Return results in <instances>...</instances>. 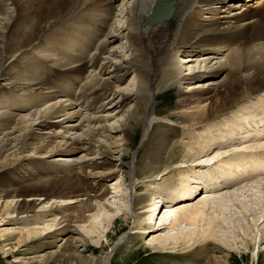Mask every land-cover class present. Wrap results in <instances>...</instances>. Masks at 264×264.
Returning a JSON list of instances; mask_svg holds the SVG:
<instances>
[{
    "label": "bare ground",
    "instance_id": "6f19581e",
    "mask_svg": "<svg viewBox=\"0 0 264 264\" xmlns=\"http://www.w3.org/2000/svg\"><path fill=\"white\" fill-rule=\"evenodd\" d=\"M250 1L259 0H0V79L8 77L12 85L0 84L2 254L28 251L38 241L40 248L47 247L64 236L56 253H35L23 260L17 256L14 262L31 264L39 258L56 264L111 263L125 234L93 262L76 254L80 236L68 235L85 231L102 237L103 220L114 224L119 218L122 207L106 206L99 200L102 195H91L95 187L90 191L80 184L91 178L98 183L118 172L113 168L116 162L124 164L144 106L140 145H152L150 168L139 170L133 154L125 172L130 184L159 176L160 162L182 135L189 141L182 144L192 160L179 163L186 170L179 172L177 184L161 191L165 183L151 179L148 185H156V192L131 200L130 216L137 222L133 230L146 231L152 250L170 254L199 249L203 255L214 246L223 256H213L208 264H229L239 237L250 235L251 244L244 238L242 243L258 260L264 192L253 190L263 185L264 191V153L244 145L249 151L242 156H222V148L239 145L231 143L236 137L246 140L250 132H264V0L257 8ZM44 52H57V59H43ZM173 83L184 85L177 123L155 112V95ZM255 102L262 116L254 111L247 117L245 110ZM160 123L171 130L151 137ZM35 128L44 130L36 136ZM94 145L99 151L92 150ZM94 160L110 165L106 175L86 171L100 166ZM66 171L74 174L70 183L62 182ZM37 174L51 180L40 181ZM123 178L114 185V199H122ZM57 188L64 192L55 193ZM41 190L45 194L39 196ZM136 206L142 211L137 216ZM33 208L53 219L43 225L39 221L45 218L37 217L32 223L27 213ZM248 211L257 212L248 219ZM240 216L242 221L236 222ZM143 221L148 227L142 228ZM256 224L263 226V233L257 229L251 234Z\"/></svg>",
    "mask_w": 264,
    "mask_h": 264
},
{
    "label": "rangeland",
    "instance_id": "374dc122",
    "mask_svg": "<svg viewBox=\"0 0 264 264\" xmlns=\"http://www.w3.org/2000/svg\"><path fill=\"white\" fill-rule=\"evenodd\" d=\"M260 1L261 0L258 1L259 3L255 2V1H250L249 4H253V6L257 8V7H260L259 6V4H261ZM242 8L243 7H239V8L235 7L234 9L235 10H237V9L241 10ZM258 9H260V8H258ZM223 13L226 14L225 12H223ZM205 17H208V16H205ZM40 51H41V49H40ZM84 52H87V50H84L83 53ZM40 56L43 57V59H48L49 58V59L55 60V59H57L56 56H58V53L57 52H50V53L44 52V53H40ZM90 74L91 73H89L87 75L90 76ZM39 78H41V77H39ZM7 79H8V77H5V76L2 77L0 79V84H5V83L7 84V82H8ZM163 85H165V83H163V84L161 83V86H163ZM8 87L10 88V87H12V85L9 83ZM164 88H166V87H163L155 95V101L157 103V104L155 103L156 104L155 105L156 106L155 112H156V114L159 117L171 118L174 122L176 121V123H177L179 118H180V114H179V111H178V106L181 104V101H182L181 98H180V92L184 90V85L180 86L179 84L173 83V85H171L170 88H168V89H164ZM2 90H3V88H2ZM258 102H259V104L262 103V101H258ZM257 103L256 102L253 103L252 105H250L245 110V113L248 112L246 114L247 117L249 116V113L251 114L254 111H257L258 113H260L259 111H262L260 109H258V110L256 109L257 108ZM259 104H258V106H259ZM251 110H253V111H251ZM143 111H145V107L144 106H143L142 112H140V114H139L140 115L139 119H137L134 122V124H135L134 125L135 126L134 127V130H135L134 132L135 133H133V137L131 139L130 151L126 155V159H125L124 164L121 165L122 164L121 162H116V165L120 166V168H123V170L120 171L119 170L120 168H118V166H116L113 169H117L118 172H116L114 175H112L110 177H107V178L103 179L102 181H100L98 183L93 181V178H91V179H88L89 181L88 180L87 181L84 180L85 182L82 181V183L80 184V186L84 187L86 190H90L91 188L94 189V187H95L96 189H95L94 192L93 191L91 192L92 193L91 195H102L101 196L102 198L99 199V200L103 201L106 204V206H108V207L112 206L113 208L122 207L123 209L121 211V214L118 215L119 218L116 219L114 224L108 223L106 221V219L103 220V223L105 222L104 225L106 227L103 230L100 228L101 232H102V235H103L102 237H100L96 233H92V232L87 233V232L82 231V230L81 231L83 232V235L77 234V232H70L68 237H73L75 239V238H77L75 236H78V237L80 236L81 239H78L76 241V246H77L76 247L77 248L76 254L81 255V257L86 258L88 261H91V262H93L94 259L100 258L101 255L104 252H107L108 250H110L111 246H114L113 244L116 241H118L122 235L125 234V237L129 238V239L126 241V238H125L121 244H118V246L115 248L114 255L111 258V263L110 264H208V262L211 259H213V256L214 257L215 256H217V257L223 256V253L219 254V253L214 252V251H217V250L214 249V246L210 245V247H209L210 250L208 249V251L210 252V255H209V252H205L203 255L199 254L198 253L199 249H196L195 251H190V250H186V249H182V250L181 249H177V250H174L176 252V254H170L169 253L170 250H168V251L165 250L166 252H163V251H160V250H152V248L150 246H148L149 237H147V235L145 234L146 231L142 230V231L136 232V230H133V227L137 224V222L134 221V219L130 216L132 214V212H133V202L132 201L134 200V198H137L135 200L137 202V200L139 199V196H141V195L147 196V195L154 194L156 192V190H157L155 188L156 185H154V186L153 185L151 186V184L148 185V182L151 179H152L150 181L151 183H155V182H156V184L157 183H159V184L165 183L166 186L164 185V187L161 189V191H165L164 189H167V187H169V186H173V184L175 185V183L177 184L178 180L180 179V173L179 172L186 170V169L183 170V168L181 169L180 168L181 164H179V163L188 162V164H189L190 160H192V156L185 154L186 151H185V148L183 147L182 142L183 143L184 142L185 143H189V141H188V139L184 138L185 135H182L183 138H182V140L179 141L178 146L176 148H174L173 150H169V152L167 154V160H164V161L162 160L164 163L160 162V164L163 165V166H161L159 164L160 165V167H159L160 170L162 169L160 171V175L159 176H157V177L154 176V177H151L149 179L142 180V182H140V181L137 182L136 181L134 183V185L130 184L131 182L128 181V178H127L125 172L127 170H129V163H131V161H132L133 154L137 155V164H136V166H137V168L139 170L147 171V169L150 168V164L149 163L151 162V159L149 158V156H151V155L149 154V152H151L152 145H150L151 144L150 142L145 143V146L144 145L143 146L140 145L141 140H142V134H143V119H144V112ZM217 125H218L217 127H220L223 130L224 127H222L221 124H217ZM227 128H229V127H227ZM43 130H44L43 128H35L34 131L32 132V134H35L36 136H38L40 133H42ZM170 130H171V127L168 126V125H164V124H161V123L160 124H156L154 126V128H153V131L151 132V137H153L155 135L159 136V135H161L163 133H166V132L169 133ZM216 130H213V132H214L213 134H217ZM227 134L228 133H226V135ZM253 134H254V132L253 133L250 132V135H251L250 136L249 133H248L247 134L248 135V139L246 138V140H245V138H243L244 136H241V135L239 137H236L235 138L236 140L234 139L233 141H231V143L233 142L234 144H239V145H234V146H229V147L222 148L223 150L224 149L226 150V154L224 153L222 156H224V157L228 156L227 157V158H229L228 160H231V159H234V158L238 157V154L239 155L241 154V156H242V154H243L242 152H244V151H241V153L240 152L237 153V151L241 150V149H245L247 146L251 147V151H253L255 153L256 152L263 153L264 152V147H263L264 139L260 140L262 142V145H261V143L260 144L258 143L260 141H257V138L260 139V134L258 135L259 137L258 136H254ZM216 141H217V143L218 142H223L220 138H217ZM255 141H257V142H255ZM82 144H83V146H82L83 149H84V146H85L86 150H87V148H89L88 145H86L87 144L86 140H83ZM227 144H229V143H227ZM257 144L261 145L262 147L257 145ZM244 145L246 147H244ZM96 146H99V145H94L92 147V150L94 152H97L100 149L98 147L96 148ZM233 147H237V148H233ZM252 148H253V150H252ZM149 149H150V151H149ZM236 149H238V150H236ZM215 150L210 151L211 153H209V155L213 154ZM246 150L248 151V148ZM82 152H83V150H82ZM82 152H80V155L78 153V155L82 156L81 155ZM173 153H174V155H173ZM233 154H235V155H233ZM85 158H84V160L87 161V157H85ZM148 158H149V160H148ZM227 158H225V159H227ZM205 159H207V158H205ZM100 161L101 160H94V162H98L100 166H98L96 169L92 168V167L91 168L86 167L85 168L86 171L87 172H92V173H95V174L99 173V174L106 175V173H107L106 169H109L110 165H107V164L103 165L102 164L103 162H100ZM81 162H83V161L80 160V163ZM81 164H84V163H81ZM48 166H49V168L52 167V165H48ZM139 170H138V172H140ZM101 172H103V173H101ZM72 175H74V174L69 173V171H66L63 174L64 177L61 178L62 182L70 183L71 182L70 180H74L75 179L74 177H72ZM82 175H84V173ZM261 175H264V174H261ZM37 177H38V179H40V181H42V180L46 181V178H48L49 176L44 175V174H37ZM119 177H121V178L124 177L122 179L123 180L122 189L124 191L123 192L121 191L118 194L119 197H122V199H119V198L118 199H114L115 198L114 197L115 196L114 195V185L117 182V180H119ZM47 180L49 181V180H51V178L49 177ZM253 184H254V182H253ZM262 187H263V185H261V187H259L260 189H254L253 191H255V192L258 191L261 195H263L262 193L264 191H263ZM55 190H56L55 193L64 192L63 190H61L59 188H57ZM127 190H129V191H127ZM44 194H45V192H43L41 190L38 195L42 196ZM104 194L106 196H104ZM249 196H251V195H249ZM44 197L46 198V196H44ZM179 200H178L177 204H181V202H179ZM175 205H176V203H175ZM138 208L140 209V207H138V206L135 207L134 210H136V211H135L134 215H136V212H137V215H140V213H142L141 209L139 210ZM258 208L262 209L263 205L259 204ZM258 208L256 207V210ZM40 209L33 208V212L32 213H27V214H28V216L29 215L31 216V219H33L32 223L37 221V217L38 218H41V217L45 218L44 220L42 219L43 221H41V220L39 221L40 223L43 222V225H45L46 223L50 222L51 219H53V218H52L50 213H46V215L42 214V213H39L38 211ZM52 209L56 210L55 207H53ZM162 211H161V213H162ZM35 212H37V214ZM256 212L257 211H255V212L248 211V212H244V215L246 216V218L251 219L250 216L251 215L253 216L254 214H256ZM163 213H164V211H163ZM125 214H127V216H128V223L127 224H125V222H124ZM141 217H142V215H141ZM143 217H144V215H143ZM49 219H50V221H49ZM237 220L238 221H242V217L241 216L239 218L237 217L236 218V222H237ZM14 221H16V220L15 219L13 221L8 220L5 223H6V225H11V224L15 223ZM21 222H19V223H21ZM249 223L251 224V222H249ZM241 224H243V222H241ZM20 226L24 227V225H22V224H20ZM236 226H238V225H236ZM143 227L144 228L148 227V223L144 222L143 225H142V228ZM243 227H246V225L243 224ZM251 229L253 231H251ZM251 229L248 230L249 232L251 231V234H253L254 232H257L258 231L257 229H259L263 233V226L261 227L260 224H256V226H252ZM154 231H156V230H153V232ZM238 231H239V229H238ZM86 233H87V235H86ZM263 236H264V234H263ZM243 238L245 240L247 239V242L249 244H251L250 243L251 241L249 240L250 239V235H247V236H243L242 235L241 237H239V239H238L239 243L235 244L236 246L232 249L233 250L231 252V257L232 258H230L229 264H264V237L261 238V240H259V243L257 245L258 246L257 248H258V250L261 253V255L259 256L258 260L256 259L255 256H253L251 254V252L245 250V246H243L244 244L242 243ZM94 239H98L99 241L95 242ZM85 240H87V242H85ZM39 242L40 241L34 242L33 244H31V248L28 251L27 250L25 251L24 250L25 248H19V249L15 250L13 253H7V254L3 253L2 254V252L0 250V264H23L21 262H14L15 261L14 258L17 257V256H21V258L23 260V259H25V258H27L29 256L35 255V253L38 254V255L56 253L59 250V247L61 246V244H63L65 242V239H64V236H59V238L52 245L47 246V247H43V248H40V243ZM7 249L8 248H6V250ZM36 259L37 260H35V262L33 261V263H31V264H56V261H54V260H51V261L42 260L41 261V259H39V258H36Z\"/></svg>",
    "mask_w": 264,
    "mask_h": 264
}]
</instances>
